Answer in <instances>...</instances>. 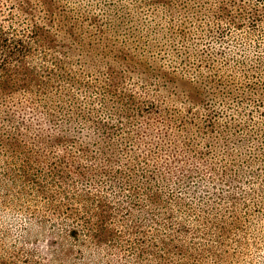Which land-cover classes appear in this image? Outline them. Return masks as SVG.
I'll return each instance as SVG.
<instances>
[{
  "label": "rangeland",
  "instance_id": "obj_1",
  "mask_svg": "<svg viewBox=\"0 0 264 264\" xmlns=\"http://www.w3.org/2000/svg\"><path fill=\"white\" fill-rule=\"evenodd\" d=\"M72 1L89 17L100 11L95 0ZM10 6L0 4V26L25 39L29 19L12 18ZM195 6L167 20L142 7L143 20L129 21L151 42L129 49L137 73L81 56L68 66L36 47L28 65L52 77L55 96L35 90L38 111L26 97L25 117L0 116V264H264V92L252 94L264 46L217 6ZM151 59L165 79L148 77ZM64 70L74 78L50 73ZM108 73L168 116L108 110ZM152 169L167 187L148 179Z\"/></svg>",
  "mask_w": 264,
  "mask_h": 264
},
{
  "label": "trees",
  "instance_id": "obj_2",
  "mask_svg": "<svg viewBox=\"0 0 264 264\" xmlns=\"http://www.w3.org/2000/svg\"><path fill=\"white\" fill-rule=\"evenodd\" d=\"M66 2L67 4L63 0H0V4H11L12 18L23 15L30 22L25 39L13 37L10 35L11 32L5 30L6 26H0V116L7 114V121H9L8 115L11 117L10 120L14 121H18L23 115L25 117L28 112L23 106V99L26 97L30 100L32 98L34 107L32 110L38 111L36 106L40 103L36 100L35 90L41 91L45 95L55 96L52 77H48L47 80L45 78L42 81L43 78L37 74L35 66L32 65L33 67L30 68V65H28V60L35 58L34 50L36 47L41 46V49H47L48 53H60L65 58L68 66L74 58L81 56L89 63L91 68L94 65L96 66L97 63L108 65L111 64L110 62H114L123 66L129 74L137 73L138 67H141L142 64L132 57V52L129 49L136 53L138 49L144 48L146 43L147 47H150L151 42L142 41L141 37L137 38L138 28L133 23L128 26V23L134 17H140L143 20L144 17L140 15L142 7L154 8L153 11L157 15L163 14L162 20H167L169 17L173 18L178 11L185 10L191 3L200 6L201 10L217 6L215 8L216 13H219L218 17L223 22L226 21V18H231V24L236 25L237 23V28H242L243 25L248 24L246 25L247 28L241 29V31H245V34L252 39L257 38L259 40H256L257 44L255 46L257 48L260 43L264 46V0H95V3H97L96 8H100V11L96 10L97 15L92 13L90 17V12H87L86 7L77 8L72 0H66ZM5 11L6 9L0 8V13H5ZM185 11L192 13L191 9ZM195 11L199 12V9ZM98 13L101 18L98 17ZM121 30L127 31H123L127 33L125 37L122 35ZM221 30L224 32L226 29L221 28ZM158 31H160L158 28H153V32ZM119 34L121 38L116 36ZM139 54H142V52ZM263 61L258 60V66L254 68L252 74L255 80L252 94L255 96L259 94L260 88L264 92V68H261ZM154 63L155 60L152 59L144 63L145 71H148L146 73L148 77L165 79L167 74L161 75V69L156 65L157 63ZM113 66H109L107 71ZM20 67L25 72L23 77L17 76L18 71H14V68ZM126 72L124 71L125 74ZM50 73L52 75L55 73L56 77H53V79L57 77L63 79L74 78V75L65 70L66 76L60 74V72ZM108 76L109 79L106 78L105 91H103L105 99L102 102L108 110L115 107L113 111L118 112L119 115H123L127 111H134L133 115L137 119L142 116L150 118L155 113L154 109L159 110L160 117L165 118L168 116L159 102L145 101L138 104L136 96L123 92L120 82H113L110 73H108ZM118 77H123V74H117L116 78ZM169 79L168 82H170ZM89 87L90 91L96 90L93 86ZM63 99L65 103H70L65 100V97ZM171 125V122L168 123V126ZM107 174L123 176L122 170L117 169H113ZM123 177H126V175ZM148 179L152 180L154 184L159 182L162 188L167 187L170 182H167L162 177V173L156 172L155 169H152ZM160 199L159 194L154 193L150 203L157 205L161 203ZM86 222L83 221V223ZM72 234L77 237L76 230Z\"/></svg>",
  "mask_w": 264,
  "mask_h": 264
}]
</instances>
